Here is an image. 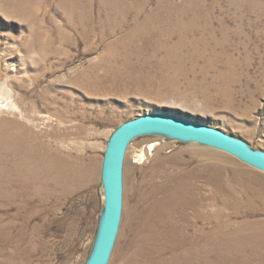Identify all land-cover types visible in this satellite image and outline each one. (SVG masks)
<instances>
[{
    "label": "rangeland",
    "instance_id": "1",
    "mask_svg": "<svg viewBox=\"0 0 264 264\" xmlns=\"http://www.w3.org/2000/svg\"><path fill=\"white\" fill-rule=\"evenodd\" d=\"M102 1L0 0V124L41 132L74 170L94 165L101 204L112 135L148 113L264 153V0ZM14 162L0 152V264H87L100 212L81 224L86 191L21 185ZM108 264H264V173L197 143L134 139Z\"/></svg>",
    "mask_w": 264,
    "mask_h": 264
},
{
    "label": "water",
    "instance_id": "2",
    "mask_svg": "<svg viewBox=\"0 0 264 264\" xmlns=\"http://www.w3.org/2000/svg\"><path fill=\"white\" fill-rule=\"evenodd\" d=\"M148 134H162L226 152L264 173V153L204 124L170 113L152 112L123 124L111 137L103 165L104 215L87 264H108L123 211V167L130 143Z\"/></svg>",
    "mask_w": 264,
    "mask_h": 264
},
{
    "label": "bare ground",
    "instance_id": "3",
    "mask_svg": "<svg viewBox=\"0 0 264 264\" xmlns=\"http://www.w3.org/2000/svg\"><path fill=\"white\" fill-rule=\"evenodd\" d=\"M18 1L25 3V1H28V0H18ZM103 1H102V3H103ZM116 11H118V10H116ZM144 27H146V26H144ZM142 30H144V29L143 28H141V29L135 28V30L132 31L130 36H133V38L134 37L137 38V36H139V34L141 33ZM106 32H107V30H106ZM159 37H160V35H159ZM136 43L137 42H135V44ZM130 44H131V42H130ZM118 45H119V43H118ZM6 123L7 122L5 121V124ZM5 124H0V152L5 150L8 153V155H11L12 157H14V161H15L14 164L16 165V168H14V170L19 175H21V185L25 184L23 181L24 179H28L29 183H30V181H33V185L35 183H37V185H38L42 181V189H43L44 186H46V185L49 187V185H50L49 182L52 181L53 183H56L57 185L59 184L60 187L63 188L65 191H68L67 194H69L71 192V190L74 188V186L76 184H78L81 189L86 191L87 196H86L85 200L88 202V206L85 210V214L82 211L83 215L81 214L79 221H81V224H82L83 221L86 220V224L88 226L89 221L93 220L95 215L98 212H100V216L98 218L97 226L95 225L96 230H97V234H96V239H95L94 246H93V249H94L95 244H96V240H97V236H98V233L100 230V226L102 223V219H103V215H104V206H105L104 188H103L102 204L100 203V200L98 197V192H97V186H98V181H99V179L97 180L98 169L92 164H90V165L82 164V165H79L77 170L76 169L74 170L75 167L73 168V166L71 164H69L68 161H63V159L61 157V155H62L61 152H60L61 155L57 154L58 151L56 152V150L53 149V147L51 145L44 143L42 141L41 132L40 133H34L33 131H31L29 129H24V128H22V126L20 124L15 123L14 121H10V123H7L10 125L6 126ZM16 131H18V132H16ZM74 173H76V174L78 173L77 178L79 179V182H77L75 180L76 183H74V180H73L74 179L73 178ZM13 174H14V172H13ZM72 175H73V177H72ZM75 178H76V176H75ZM22 188H23V186H22ZM56 192H58V191H56ZM74 223H76V221H74ZM78 226H79L78 223H76L75 225L71 224V223L69 224V228H72V229L74 227H76V229H78ZM79 231H80V234H82V235L85 232L84 228H81ZM92 253H93V251H92Z\"/></svg>",
    "mask_w": 264,
    "mask_h": 264
}]
</instances>
